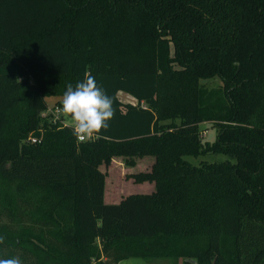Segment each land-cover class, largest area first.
Wrapping results in <instances>:
<instances>
[{"label":"trees","instance_id":"16d2710c","mask_svg":"<svg viewBox=\"0 0 264 264\" xmlns=\"http://www.w3.org/2000/svg\"><path fill=\"white\" fill-rule=\"evenodd\" d=\"M86 72L115 109L93 142L39 115ZM116 156L152 189L105 202ZM0 236L23 264H264V0H0Z\"/></svg>","mask_w":264,"mask_h":264},{"label":"clouds","instance_id":"9594fccd","mask_svg":"<svg viewBox=\"0 0 264 264\" xmlns=\"http://www.w3.org/2000/svg\"><path fill=\"white\" fill-rule=\"evenodd\" d=\"M113 103V98L98 85L95 77L86 72L83 80L66 86L61 107L56 110L57 119L67 117L79 141L93 142L114 118ZM4 240L5 237L0 236V244ZM0 264H23V260L18 256L0 258Z\"/></svg>","mask_w":264,"mask_h":264},{"label":"rangeland","instance_id":"374dc122","mask_svg":"<svg viewBox=\"0 0 264 264\" xmlns=\"http://www.w3.org/2000/svg\"><path fill=\"white\" fill-rule=\"evenodd\" d=\"M220 85L221 83L217 78H211L208 80L200 81L201 88L206 90L219 89ZM117 98L122 103H134V100L129 95L123 92H118ZM60 101H62V99H60ZM45 102L46 105L48 106L55 105V99L53 97L45 98ZM59 106L61 107V105ZM66 121H70V120L66 117ZM213 123L214 120H206L199 123L200 130L202 129L205 130L203 134L199 133L201 140L205 139L211 141L214 138L216 127L213 125ZM148 157L149 156L136 158L135 163L132 166L125 165L122 161V157L120 156L113 157L112 159L113 162L110 161L111 163H109L106 167H104V165L102 164L99 165V168L105 171V174L107 173V170L109 171V173L107 174L108 176L106 177V190L108 191L111 188V185L113 187V184L115 183L120 184L117 187L116 186L113 187L115 192H117L118 189L119 191H122L124 186H125L124 189L128 188L129 186L126 185H129L128 183H133V182H129L132 181L131 178L126 177L125 174L130 172H135L136 170L148 168V165L150 163ZM183 157L193 164H198L201 161H219L228 158L225 154L219 152H206L198 155H184ZM123 181H126L127 184H122ZM133 184L136 185L137 183H133ZM117 264H182V263L180 262L179 259L168 256H158V257L132 256V257L120 259L117 262Z\"/></svg>","mask_w":264,"mask_h":264},{"label":"crops","instance_id":"0c3cea01","mask_svg":"<svg viewBox=\"0 0 264 264\" xmlns=\"http://www.w3.org/2000/svg\"><path fill=\"white\" fill-rule=\"evenodd\" d=\"M112 159H111V162H113ZM108 173H109V171L107 170V173L105 175V183H104V190H103V200L105 202H115L121 197V195H124V194L129 193V192H147V191H150L152 189V183L151 182L143 181V182L137 183L136 185H134L133 183H128L129 185H126V186H129L128 188H126L127 190L124 189L125 188V186H124L122 191H119V189H118L117 192L114 191L113 187L114 186L117 187L120 184L115 183V184H113V187L111 185V188L107 191L106 190V177L108 176L107 175ZM129 182H132V181H129ZM122 184H127V183H126V181H123ZM121 186H123V185H121Z\"/></svg>","mask_w":264,"mask_h":264},{"label":"built area","instance_id":"2783aa9c","mask_svg":"<svg viewBox=\"0 0 264 264\" xmlns=\"http://www.w3.org/2000/svg\"><path fill=\"white\" fill-rule=\"evenodd\" d=\"M60 108L59 105H51V106H48L46 105L44 107V109H41L39 111V115L42 119H47L48 122H51V123H55V122H58L60 124V126H63V125H70V121H66V117H62L60 119H57V113H56V110ZM37 131H38V134H34L32 132L28 133L25 137V141L27 142H39L40 141V138H41V132H42V127L39 126L37 128ZM205 132L204 129L200 130V134H203ZM76 138V136H75ZM77 139V138H76ZM78 140V139H77ZM89 264H93V263H89Z\"/></svg>","mask_w":264,"mask_h":264}]
</instances>
